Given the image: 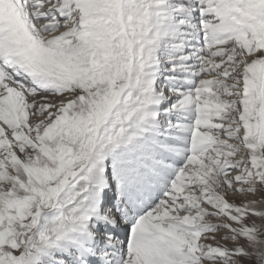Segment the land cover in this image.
<instances>
[{
  "label": "snow or ice",
  "instance_id": "6c2138e0",
  "mask_svg": "<svg viewBox=\"0 0 264 264\" xmlns=\"http://www.w3.org/2000/svg\"><path fill=\"white\" fill-rule=\"evenodd\" d=\"M0 264H264V0H0Z\"/></svg>",
  "mask_w": 264,
  "mask_h": 264
}]
</instances>
